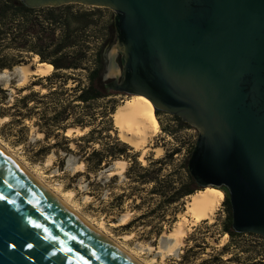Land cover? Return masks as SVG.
<instances>
[{
	"label": "water",
	"instance_id": "95a60500",
	"mask_svg": "<svg viewBox=\"0 0 264 264\" xmlns=\"http://www.w3.org/2000/svg\"><path fill=\"white\" fill-rule=\"evenodd\" d=\"M22 1L113 9L124 66L114 50L110 88L198 128L190 173L229 190L235 231L264 237V0ZM0 264L137 263L0 149Z\"/></svg>",
	"mask_w": 264,
	"mask_h": 264
},
{
	"label": "rangeland",
	"instance_id": "374dc122",
	"mask_svg": "<svg viewBox=\"0 0 264 264\" xmlns=\"http://www.w3.org/2000/svg\"><path fill=\"white\" fill-rule=\"evenodd\" d=\"M97 8L102 10L103 21L115 20L113 9ZM117 44L116 31L104 48V74L110 71L114 50V63L123 69V52L116 49ZM41 63L35 57L28 64L37 70ZM5 70L9 71L0 72V143L144 264H264L260 236L244 233L233 237L226 232L233 216L224 202L226 198L230 200L224 186L216 187L224 191L225 198L214 220L195 224L189 221L185 246L174 254L161 252L160 246L168 243V239H162L163 232L171 230L181 218L180 212L187 210L190 196L169 205L165 199L188 179L184 165L197 144L198 128L177 115L158 110L153 144L164 151L157 156L151 148L143 155V150L120 140L112 113L105 114L106 109L117 108L136 95L115 91L105 99L86 104L76 100L77 92L73 91L79 82L74 77H84L79 71H62L53 77V69L31 73L23 79L15 69ZM106 80L110 82L112 78ZM82 83H86L85 78ZM30 93L26 106L23 98ZM66 110L72 112L71 119L62 124L64 129L51 132L52 118ZM81 115L88 119L85 127L72 123ZM72 127L81 131L67 134ZM120 147L125 149L123 153L117 150ZM94 151L96 154L91 155ZM90 155L93 157L88 163ZM120 158L128 161L127 170L111 174L114 160ZM125 212L130 213V219L123 222Z\"/></svg>",
	"mask_w": 264,
	"mask_h": 264
},
{
	"label": "trees",
	"instance_id": "16d2710c",
	"mask_svg": "<svg viewBox=\"0 0 264 264\" xmlns=\"http://www.w3.org/2000/svg\"><path fill=\"white\" fill-rule=\"evenodd\" d=\"M101 11L97 7H81L75 4L30 7L22 0H0V72L30 63L38 57L40 62L52 64L53 77L62 71L81 72L79 75L84 76L86 83H82V77H74L79 82L73 87V91L77 92L76 100L81 103L88 104L113 95L115 91L110 88L104 74L107 68L104 48L117 29L115 20L103 21ZM56 92L57 90L50 91L49 94ZM31 95L32 93L23 98L26 106ZM115 110V106L108 108L105 114ZM67 111L52 118L54 129L51 132L64 129L62 124L72 116V112ZM72 123L85 127L88 125V119L81 115ZM117 150L121 153L125 151L123 147ZM94 154L95 151L91 155ZM91 155L88 157V163H91ZM184 166L188 179L181 183L177 191L166 197L165 202L168 205L180 202L202 190L190 173L188 162ZM224 202L232 212L229 198ZM225 230L233 237L244 234L235 231L232 223L227 225ZM250 234L263 239L261 247L264 251V237Z\"/></svg>",
	"mask_w": 264,
	"mask_h": 264
},
{
	"label": "bare ground",
	"instance_id": "6f19581e",
	"mask_svg": "<svg viewBox=\"0 0 264 264\" xmlns=\"http://www.w3.org/2000/svg\"><path fill=\"white\" fill-rule=\"evenodd\" d=\"M30 66L31 65L28 63L21 64L17 66L16 71L23 76V79H26L31 73L48 72L53 70L52 64L49 63H41L37 70L31 69ZM7 71L9 70H5L2 73H6ZM155 113L156 108L154 103L144 95H136L131 97V99L129 98L126 100V102L124 101V103L119 105L112 113L115 122V129L120 140L135 147L137 150H143V155L151 148L157 153V156L162 155L164 151L163 147L155 146L153 144V137L157 123ZM72 131L81 130L79 128L72 127L69 128L67 134H70ZM41 134L44 135L43 132ZM0 149L33 181L43 187L57 201L70 210L78 219L88 224L105 240L118 248L122 253L130 257L137 264H144L139 258L135 257L132 252L120 245V243L112 238L106 231L97 226L89 218L84 217L77 208L66 202L57 190H55L48 182L43 180L42 177L34 174V172L18 160V158H16V156L1 143ZM127 168V160L121 158L116 159L112 164L111 174H124ZM224 198V191L221 188L212 186L206 187L192 194L187 202L188 204L186 205L187 210L180 212L179 215H181V218L178 220L176 225L171 230L163 232L162 239H168V243L166 246H160L161 252H163V254H174L179 248H183L186 243V237L189 234L187 223L192 221L193 224H195L206 219L213 221L214 216L216 215V212ZM187 215L190 217L192 216L193 219L188 218ZM129 219L130 213H123L122 221L126 222Z\"/></svg>",
	"mask_w": 264,
	"mask_h": 264
}]
</instances>
